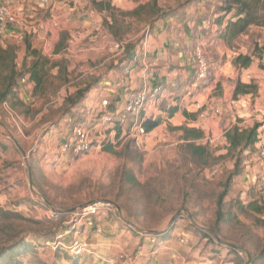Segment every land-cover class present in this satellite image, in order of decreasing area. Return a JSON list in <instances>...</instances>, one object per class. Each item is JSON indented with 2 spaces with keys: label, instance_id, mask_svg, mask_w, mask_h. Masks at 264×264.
I'll return each instance as SVG.
<instances>
[{
  "label": "rangeland",
  "instance_id": "obj_1",
  "mask_svg": "<svg viewBox=\"0 0 264 264\" xmlns=\"http://www.w3.org/2000/svg\"><path fill=\"white\" fill-rule=\"evenodd\" d=\"M90 1L51 0L48 7L37 8V19L54 15L59 21L48 37L53 55L46 66V77L36 90L28 75L22 82L23 77L19 78L18 87L8 95L9 100L0 103V210L20 216L0 221V245L9 241L8 226L27 235L28 244L34 247L20 257L23 264H71L74 256L67 249L45 245L46 240H53L63 231L60 229L63 225L58 219L49 218L44 205L64 212L95 200H109L143 234L130 232L131 239L139 241L138 247L124 250L118 262L129 264L147 242L145 250L158 253L161 260H166V251H170L171 262L176 264L192 261L194 264H230L229 261L250 264L239 255L234 258L227 244L257 253L264 242V212L258 213L246 206L257 200L264 202L262 139H258V147L256 143L250 152L244 153L242 172L232 179L224 197V210L232 214L225 224H220L224 243L211 235L205 237L204 232L212 231L215 201L233 167L232 159L226 156L225 138L231 122L221 123L224 114L215 116L212 112L216 106L222 108L220 112L227 108L228 112H235L236 108L230 106L233 96L229 94L226 99H220L221 92L225 86H235L239 78L240 70L232 65L233 58L238 53H254L250 67L255 77L251 76L248 81L257 82V92L239 95L249 116L246 123L237 117L235 121L242 127L257 121L252 115L255 98L261 97L264 107V29L250 27L235 41L233 48L224 44L230 50L227 55L217 42L219 26L213 23L215 15H222L218 10L220 0H191L183 9L180 3L187 0H158L161 9L170 15L157 18L144 9L132 13L149 0H104L101 10L94 8ZM149 19H153L152 25L148 24ZM184 22L205 24L202 31L207 43L203 50L209 70L201 80L193 74V81L202 83L214 79V69L228 63L227 76L221 77V86L214 88V101L203 109L205 118H211L212 127L196 142L207 146L208 158L192 156L183 146L181 131L165 132L164 129L151 142H137L130 136L119 135V140L115 139V144L120 142L115 147L117 154L94 147L78 158L61 157L59 145L64 141L65 132L69 127L71 132L76 125L75 106L66 112L76 90L96 80L93 89H102L101 83L110 69L120 72L128 64L124 60L127 45H131L133 57L140 62L151 36L157 37V30L170 29L172 25L181 27ZM111 29L118 33L117 37ZM75 31L80 36L69 43ZM14 32L0 37V46L11 48L0 51V91L6 85L10 69L20 72L31 60V56H26L24 38L30 39L33 48L41 50L39 41L20 30ZM197 37L191 42L193 59ZM114 42L121 43L123 48L115 47ZM259 132L264 138V128ZM238 203L244 204L243 209ZM115 224L119 223L114 220L108 223L112 227ZM169 231L172 237L160 241L159 237ZM101 236L112 237L104 233ZM64 241H68L67 236ZM94 247L95 256L84 254L76 264H117L115 258L108 262L99 252V246Z\"/></svg>",
  "mask_w": 264,
  "mask_h": 264
},
{
  "label": "crops",
  "instance_id": "obj_2",
  "mask_svg": "<svg viewBox=\"0 0 264 264\" xmlns=\"http://www.w3.org/2000/svg\"><path fill=\"white\" fill-rule=\"evenodd\" d=\"M48 18L49 17L40 20H47ZM204 27L205 24L202 22H195V24H193V22H184L181 27L179 25H172L170 29L157 30L155 33L157 37L151 36L148 44H146L147 52H144V56L140 60L141 63L139 60L137 61L136 57H133L126 65L125 68L131 69L130 74H125V68L120 72L114 68L110 69L107 77L103 78L101 83L102 89H98V87L90 91L88 97L83 102V108L85 107L83 112L85 114L84 117L86 118L87 114L93 111V109L97 112H114L117 115L113 117L112 123L106 126L108 133L112 136L114 135L115 139L119 131L121 136L127 135L131 123L128 120L125 122L121 121L127 93L133 90H152L156 86H161V97L155 102L149 101L144 112L141 114L144 121L146 119L155 120L160 118V123L152 130L146 132L139 141L148 140V142H151L155 136L157 137V132H161L163 129L165 132L175 130L173 129L174 127L181 125L201 128L205 135L207 129L212 127L213 123L211 118H205V116L201 114L208 102L214 101V88L220 87L221 77L227 76L228 63L227 66L218 65L214 69V79L212 78L202 83L193 81L192 75H195V58L193 59L191 53V42L194 40L195 36H198L199 43H207L203 38L204 31H202V29H204ZM15 32L14 29L9 28L4 32L3 36L13 35ZM217 42L221 43L222 49L228 55L230 50L227 49L223 41L217 38ZM250 66L246 69H240L238 79L243 83H249L248 78L251 76L255 77V75L253 76L251 74L253 68ZM113 73L116 75L113 76ZM259 75L261 76V73L258 74L257 77ZM255 83L257 84L256 81ZM233 89L234 86H225L224 90L221 92L220 99H226L229 94L232 95ZM248 95L250 96L251 94ZM239 97L240 96H238V99L230 101V106L234 109L236 108L235 112H233V110L228 112V108L224 109V112H220L223 110L222 108H218L219 106H216V110H218L219 113H215V111L212 112L215 116L224 114L225 119H223L221 123H226L225 125H228V123L231 122L227 130L233 124L241 126L239 122L235 121L236 117L239 121L244 120L242 123L247 122L246 119L249 116V112H247L245 105L242 104V100L239 99ZM104 99L108 101V105L105 107L101 105V101ZM261 99V97L255 98L253 104V106H255L253 108L254 114H252L254 119H257V122L262 124L258 131H262V128H264V121L262 122V120H264V107ZM176 102H178L180 109L172 116H169L167 108H169L170 105H174ZM230 106L228 107L231 108ZM184 109L189 113H197L196 119L193 120L185 117L182 112ZM70 129L71 127L65 132V138L69 135ZM258 145L259 142H257V147ZM65 156L78 158L71 155ZM110 221L112 220L102 219L101 225L103 227L102 233H104L105 236H112L111 239H105L101 236L102 233L95 235L91 232L88 233V231L87 233L84 232L83 236L88 237L89 242H94L92 244L93 249H95V244L97 247L99 246V252L106 257L107 261L111 262V259L115 258L117 264H128L126 262H118L117 259L119 258V254L124 253V250L128 251L131 246L134 247L133 249H137L139 241L131 239L130 232L132 231L126 230L120 222L117 223L122 225L121 228L123 229L119 228V224H115L113 227L109 226L108 223H110ZM143 241L145 240L143 239ZM147 245L148 243L146 242L140 247L139 255H137L133 261L129 262V264H176L171 262V255L169 256L170 251H166V260H161L158 253L154 251L150 253L145 250ZM163 253L165 254V252ZM229 263L233 264L232 261H229ZM187 264L194 263L192 261Z\"/></svg>",
  "mask_w": 264,
  "mask_h": 264
},
{
  "label": "trees",
  "instance_id": "obj_3",
  "mask_svg": "<svg viewBox=\"0 0 264 264\" xmlns=\"http://www.w3.org/2000/svg\"><path fill=\"white\" fill-rule=\"evenodd\" d=\"M104 0H91L94 8L99 10L104 8ZM191 0H187L186 2L180 3L183 7H187ZM197 1V0H196ZM199 1V0H198ZM138 9L147 10V13L154 14L157 17L170 15L169 12H165L161 9L158 0H149L147 4L140 5L135 9L132 13H137ZM218 10L222 15H215L213 19V23L217 26L216 28V37L223 41V43L229 47L233 48V44L235 41L246 31L253 26H257L264 29V0H220ZM124 14V13H123ZM114 17V14L113 16ZM116 21L115 18H113ZM153 19L148 20V24L152 25ZM112 28V26H111ZM111 33L118 36V33L111 29ZM25 52L26 56H31V60L28 65H23L22 71H16L13 68L10 69V74L7 76L6 85L2 91H0V103L9 100L8 95L14 91L15 88L19 85V78H21V82L25 78L24 76L28 75V79L35 84L34 90L38 86H42L44 79L46 77L47 72V65L49 63V59L43 55V53L32 47L30 39L25 37ZM59 43V42H58ZM199 44L198 38L195 42L194 48L196 45ZM57 48L59 49V44H57ZM56 48V49H57ZM131 45H127L125 49V58L124 60L130 61L133 59V53L131 51ZM8 49L11 48H2L0 46V51L6 52ZM195 50V49H194ZM12 54V53H11ZM254 58V53L251 54H241L238 53L232 60V65L236 69H246L248 68ZM122 61V60H121ZM98 79V78H96ZM97 81V80H96ZM96 81H92L91 83L86 84L83 88H79L76 90L74 96L69 99L70 104L66 108V112L69 113L72 111V107L75 106V114L73 118H75V124L81 122L84 119V113L81 112L83 109V104L79 105L81 102L83 103L87 97V94L95 87L97 84ZM20 82V83H21ZM257 92V84L254 82L250 83H243L239 79H236L235 86L233 89V99H236L239 95H248L254 94ZM85 108V107H84ZM180 107L178 102L174 105H170L167 108V112L169 116H172L175 112L179 111ZM84 111V109H83ZM183 115L188 119L195 120L197 117V113H189L185 109L182 111ZM160 118L155 120L146 119L143 122V126L145 131L148 132L155 128L160 123ZM262 124L260 122H253L250 126L241 127L238 124H233L226 132L225 138L227 140V152L226 156H229L233 161V167L230 171L226 181L223 184L221 192L217 195V199L215 201L216 209H215V220L214 226L210 233L204 232V236L211 235L214 236L218 242H222L221 238V229L220 224H225L232 216L230 210H224V197L228 193L229 184L231 183L232 179L236 176L240 175L242 172V165L245 162V152H250L258 142V134H259V127ZM173 129L179 130L182 132L181 138L184 141V148L190 152L192 156L195 158H205L207 159L209 153L207 151V146L202 144H196L198 140H202L204 138V132L201 128L197 127H190L187 125H181L178 127H174ZM120 135V131L117 133L116 139H118ZM119 140V139H118ZM120 142L117 144L106 143L103 144L102 149L106 152L117 154L115 147L119 145ZM77 157V156H75ZM79 157V156H78ZM132 179V178H130ZM243 203H238V207L243 209ZM248 208L251 210L257 211L258 213L264 212V202H249L246 204ZM16 217H20L16 212H7L0 210V221L5 219H13ZM0 225H2L0 223ZM10 237L9 241L0 245V264H23V261L20 260L27 251L34 249L33 245L28 244L27 235L21 234L19 230H15L14 228L10 230L8 226H6ZM103 228V227H102ZM92 234H97L94 230H85L84 232ZM12 232V233H11ZM84 232L81 234V238H87L84 235ZM102 233V232H101ZM99 233V234H101ZM55 237V236H54ZM170 237V231L161 237L159 240H166ZM71 240V236L68 237V242ZM51 241V240H46ZM45 242V245H46ZM89 242V241H88ZM90 243V242H89ZM91 245V244H90ZM49 247V246H48ZM237 245L234 244H227V248L231 254L234 255V258H239L237 254ZM59 248V247H58ZM92 248V245H91ZM68 250V249H67ZM92 250H94L92 248ZM69 251V250H68ZM70 252V251H69ZM72 256H74L71 260V264H76V260L80 259L83 255H78L70 252ZM246 261L250 264H264V242L262 246L257 249V253H252L250 250H245ZM93 256H95L93 254Z\"/></svg>",
  "mask_w": 264,
  "mask_h": 264
},
{
  "label": "built area",
  "instance_id": "obj_4",
  "mask_svg": "<svg viewBox=\"0 0 264 264\" xmlns=\"http://www.w3.org/2000/svg\"><path fill=\"white\" fill-rule=\"evenodd\" d=\"M51 0H0V37L9 29H17L32 37L41 44V52L44 56L52 57L53 49L49 42L51 31L58 27V19L52 15L47 20H39L35 14L38 7H48ZM23 12V13H22ZM80 32L75 31L68 40L69 43L79 38ZM106 37V36H104ZM115 47H122L121 43L114 42ZM204 44L199 43L194 50L195 58V76L201 80L206 78L209 67L205 58ZM123 48V47H122ZM125 74L131 72L130 68H125ZM162 87L156 86L152 90H137L129 91L126 95L125 106L121 115V121L128 120L131 124L127 136L132 137L135 141H139L145 134L143 126L144 119L141 114L149 101L155 102L161 97ZM103 107L108 105L106 99L101 101ZM84 109V108H83ZM83 109L81 112H84ZM219 113L218 110H214ZM117 115L114 112H97L93 111L87 114V117L74 125L69 135L59 145V153L61 156H83L91 151L94 147H102L103 144H115L114 135L108 133L107 125L112 123L113 117ZM204 115V112L201 114ZM85 116V115H84ZM261 134L258 139L263 141ZM260 154H264V149L260 150ZM45 212L54 220L60 221L63 230L58 233L53 240L47 241L46 246L51 248L62 247L70 252L78 255L95 254L90 247L89 242L85 238H81L82 232L85 230H94L99 234L103 231L101 220L110 219L120 222L126 230L136 231L143 235L140 230L131 222L128 221L121 209L109 200H95L91 203L81 205L70 211H58L50 205H44ZM61 216H64L63 218ZM71 236V240L64 241V237ZM237 254L246 261L245 252L242 249H237ZM123 253L119 256L122 258ZM109 262V261H108Z\"/></svg>",
  "mask_w": 264,
  "mask_h": 264
}]
</instances>
